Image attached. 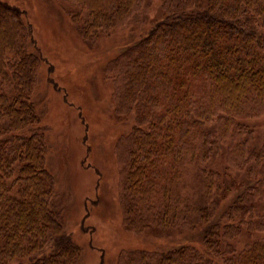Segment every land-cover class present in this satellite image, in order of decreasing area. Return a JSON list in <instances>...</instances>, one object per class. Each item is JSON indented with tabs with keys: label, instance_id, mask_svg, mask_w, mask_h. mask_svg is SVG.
<instances>
[{
	"label": "trees",
	"instance_id": "1",
	"mask_svg": "<svg viewBox=\"0 0 264 264\" xmlns=\"http://www.w3.org/2000/svg\"><path fill=\"white\" fill-rule=\"evenodd\" d=\"M158 2L162 17L103 68L116 116L133 117L116 146L122 223L135 235L196 232L202 249L121 251L116 263L264 264V142L243 123L264 116V0H58L90 47ZM44 63L25 10L0 0V264L82 262L33 101Z\"/></svg>",
	"mask_w": 264,
	"mask_h": 264
},
{
	"label": "rangeland",
	"instance_id": "2",
	"mask_svg": "<svg viewBox=\"0 0 264 264\" xmlns=\"http://www.w3.org/2000/svg\"><path fill=\"white\" fill-rule=\"evenodd\" d=\"M3 1L25 10L39 52L46 60L38 74L33 101L46 137V168L55 179L57 206L65 230L82 249L81 264H117L121 251L164 253L182 245L202 249V238L196 232H173L163 237L152 232L135 235L125 231L122 223L116 146L132 128L133 117L116 116L112 87L104 79L103 68L122 49L135 44L151 27L152 19L162 17L159 2L151 7L146 21L139 16L90 47L63 14L58 0ZM243 123L254 129L257 145L264 142V116ZM216 166L222 170L224 161L214 159L211 167ZM233 176L244 186L248 184L242 174L233 172ZM187 181L198 202L201 192L196 170H190ZM236 194L229 196L222 208ZM243 245L240 239L237 250Z\"/></svg>",
	"mask_w": 264,
	"mask_h": 264
}]
</instances>
